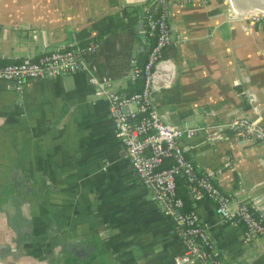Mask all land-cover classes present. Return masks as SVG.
I'll list each match as a JSON object with an SVG mask.
<instances>
[{
    "label": "crops",
    "instance_id": "crops-1",
    "mask_svg": "<svg viewBox=\"0 0 264 264\" xmlns=\"http://www.w3.org/2000/svg\"><path fill=\"white\" fill-rule=\"evenodd\" d=\"M147 2L0 0V63L96 42L86 65L127 92L133 61L150 49ZM229 6L170 0L172 39L154 65L150 96L169 125L220 132L184 137L186 156L218 171L232 209L262 196L263 209L255 206L264 216V140L225 126L245 114L264 122V21ZM194 210L218 264H264L263 236L242 240L243 225L222 220L208 198ZM183 251L174 217L140 181L88 71L21 88L0 80V264H174Z\"/></svg>",
    "mask_w": 264,
    "mask_h": 264
},
{
    "label": "built area",
    "instance_id": "built-area-1",
    "mask_svg": "<svg viewBox=\"0 0 264 264\" xmlns=\"http://www.w3.org/2000/svg\"><path fill=\"white\" fill-rule=\"evenodd\" d=\"M229 8L232 11L231 6ZM169 13L170 0H148L144 7L146 36H155V43L150 47L142 65L133 61L131 77L134 79L141 75L143 86L130 95L110 89V79L95 75L86 65L84 55L94 52L96 42L45 51L36 58L25 56L18 61L0 63V80L13 81L17 88H21L27 79L55 77L79 69L88 71L89 81L95 86V94L106 97L109 102L116 135L140 181L151 190L158 206L174 217L175 230L184 244V251L174 258V264H218L208 231L197 212L194 209L181 210L183 200L176 193V178H184L193 197L205 195L210 199L222 220L241 223L244 241L257 236L264 237V216L255 213V203L250 200H241L232 209L230 194L217 183L218 171H201L186 156L181 142L184 137L204 132L208 139H214L221 135L216 128L171 126L161 119L152 106L150 88L154 65L160 60L162 50L171 42ZM235 15L247 17L254 22L264 21V11ZM225 126L239 138L264 140V122L260 118L235 116ZM168 157L172 163L163 164Z\"/></svg>",
    "mask_w": 264,
    "mask_h": 264
},
{
    "label": "trees",
    "instance_id": "trees-1",
    "mask_svg": "<svg viewBox=\"0 0 264 264\" xmlns=\"http://www.w3.org/2000/svg\"><path fill=\"white\" fill-rule=\"evenodd\" d=\"M147 38L150 41V47L155 43V36H147ZM147 57V54H146ZM145 58H143L140 62V65L143 64V62L145 61ZM138 63V62H137ZM135 82L134 85H132V88L129 89L127 92H123L122 94L124 95H130L134 92H137L139 90H141L142 86H143V77L141 75H138L137 77L134 78ZM141 116V114H140ZM165 165H170L172 163V159L171 158H165L163 161ZM185 180L183 177H177L176 178V193L178 196H180L183 200V206L181 207L182 211H189L195 208V206L203 199L207 198L205 195L199 196V197H193L191 195V193L189 192V190L187 189L186 185H185ZM256 214L261 215V213L256 210L255 211Z\"/></svg>",
    "mask_w": 264,
    "mask_h": 264
},
{
    "label": "water",
    "instance_id": "water-1",
    "mask_svg": "<svg viewBox=\"0 0 264 264\" xmlns=\"http://www.w3.org/2000/svg\"><path fill=\"white\" fill-rule=\"evenodd\" d=\"M230 6L232 8V13L247 14L254 11H264V0H229ZM172 39V38H171ZM163 65V63H161ZM126 110L128 109L125 107ZM245 116L250 117V115L245 114ZM264 118V115L262 116ZM256 203L257 209L262 210L263 199L259 196L257 199H253Z\"/></svg>",
    "mask_w": 264,
    "mask_h": 264
}]
</instances>
